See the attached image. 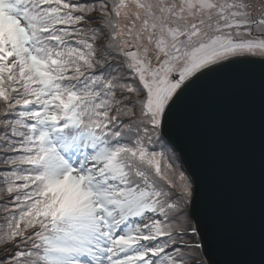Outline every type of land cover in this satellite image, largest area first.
<instances>
[{
	"label": "snow or ice",
	"instance_id": "6c2138e0",
	"mask_svg": "<svg viewBox=\"0 0 264 264\" xmlns=\"http://www.w3.org/2000/svg\"><path fill=\"white\" fill-rule=\"evenodd\" d=\"M0 264H264V0H0Z\"/></svg>",
	"mask_w": 264,
	"mask_h": 264
},
{
	"label": "water",
	"instance_id": "95a60500",
	"mask_svg": "<svg viewBox=\"0 0 264 264\" xmlns=\"http://www.w3.org/2000/svg\"><path fill=\"white\" fill-rule=\"evenodd\" d=\"M205 107L207 118L193 139L190 156L206 166L210 160L226 162L230 158L242 144L243 128L222 97L207 100Z\"/></svg>",
	"mask_w": 264,
	"mask_h": 264
}]
</instances>
